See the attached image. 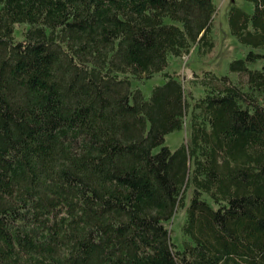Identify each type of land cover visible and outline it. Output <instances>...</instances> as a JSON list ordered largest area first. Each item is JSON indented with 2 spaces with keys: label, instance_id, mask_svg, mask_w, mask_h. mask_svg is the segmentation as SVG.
<instances>
[{
  "label": "trees",
  "instance_id": "obj_1",
  "mask_svg": "<svg viewBox=\"0 0 264 264\" xmlns=\"http://www.w3.org/2000/svg\"><path fill=\"white\" fill-rule=\"evenodd\" d=\"M245 1L244 87L204 71L194 97L166 68L213 48L212 0H0V264H264V0Z\"/></svg>",
  "mask_w": 264,
  "mask_h": 264
},
{
  "label": "rangeland",
  "instance_id": "obj_2",
  "mask_svg": "<svg viewBox=\"0 0 264 264\" xmlns=\"http://www.w3.org/2000/svg\"><path fill=\"white\" fill-rule=\"evenodd\" d=\"M215 5V12L212 20V37H213V48L203 54H198L195 48L179 57H169L166 72L175 74L183 87L187 92H190L194 97L203 95V90L200 86H194L191 80L197 75L202 78V72L210 71L217 76H228L232 84H237V76L233 73H229L228 64L234 59L243 58L248 51V47L240 44L234 36H232L228 29L227 12L231 7H238L246 13H251L253 5L251 2L245 0H212ZM26 29L25 26L19 25L15 28V37L19 38L23 31ZM261 62L253 64L251 67L259 68ZM163 82L161 76L154 75L151 79L145 81L142 84L133 82V86H139L145 96H148L152 86L159 85ZM189 115L186 114L184 118V124L182 129L179 131H173L165 136V145L171 149H176L181 142L187 143L189 141ZM156 151V149L154 150ZM191 193L189 188L186 191L185 202ZM184 208H177L169 221V230L171 239L181 245L180 242L184 239L181 234V225L184 221Z\"/></svg>",
  "mask_w": 264,
  "mask_h": 264
}]
</instances>
